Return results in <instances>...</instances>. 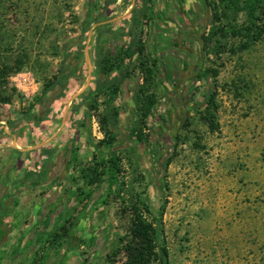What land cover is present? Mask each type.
Instances as JSON below:
<instances>
[{"label":"rangeland","instance_id":"374dc122","mask_svg":"<svg viewBox=\"0 0 264 264\" xmlns=\"http://www.w3.org/2000/svg\"><path fill=\"white\" fill-rule=\"evenodd\" d=\"M208 2L221 16L220 23H211L212 16L206 14L205 31L197 28V37L204 33L210 40L203 55L208 81H196L186 110L166 120L168 130L175 121L167 158L163 157L169 147L155 144L152 136L147 148H139L149 155L134 187L144 192L143 200L154 213L166 202L162 223L169 264H264V34L247 50L232 54L239 39L219 40L213 33L232 20L243 25L245 14L224 9L226 0ZM103 10L100 0H0V97L9 100L11 115L12 107L22 117L28 114L40 102L44 88L56 82L64 61L72 55L80 59L85 48L91 51L94 13ZM80 37L83 44L64 52L66 42ZM189 47L200 48L195 40ZM205 92L214 93L208 112L197 107ZM120 149L121 180L129 182L137 165L123 146ZM96 155L104 159L109 151L101 148ZM101 184L93 192L104 189ZM107 190L106 224L96 222L88 243L80 237L72 249L65 241L53 244L57 250L41 245L36 234L27 239L28 211H20L19 220L9 211L0 228V264H39L44 252L49 253L45 264H106V255L130 223ZM6 192L0 189V200ZM87 229L80 225L75 231L85 235Z\"/></svg>","mask_w":264,"mask_h":264},{"label":"crops","instance_id":"0c3cea01","mask_svg":"<svg viewBox=\"0 0 264 264\" xmlns=\"http://www.w3.org/2000/svg\"><path fill=\"white\" fill-rule=\"evenodd\" d=\"M100 2L104 10L94 13L95 42L90 52L85 48L90 64L85 62V50L80 59L73 58L74 55L66 59L52 88L24 117L14 113L13 107L11 115L9 106L0 105V189L7 190L3 197H8L9 203L18 202L17 208L8 204V212L25 211L26 214L28 211L26 219L31 235L27 239L36 234L35 240L39 243L69 217L75 228L88 227L85 235L79 233L85 243H88L96 222L106 224L103 199L108 191L107 183H102L105 188L93 192L83 203L75 195L77 188L89 189L79 178L81 170L96 158L98 149L94 145L103 138L98 131L97 119L103 113L102 103L107 94L102 92L96 98L98 111H88L85 100L91 94L101 92L104 83H114L116 97L110 105L118 110L117 146L128 148L134 144L128 131L136 120L137 88L142 84V77L136 68V59L124 58L125 52L130 55L131 41L138 37L157 64V82L163 98L153 112L149 126L158 129L159 133L166 128V120L177 115L171 92L179 97L186 84L181 79L182 68L192 62L174 45L178 43L182 49L187 43V49H184L191 56L198 51L197 48L188 49V44L194 41L193 32L203 23V0ZM116 58L119 60L113 65ZM103 60L104 65L106 62L112 64L109 72H103ZM167 92L169 96H166ZM165 96L171 106L166 104ZM16 123L18 129L14 127ZM139 148L141 146L137 147V153L143 156L144 162L146 154L139 152Z\"/></svg>","mask_w":264,"mask_h":264},{"label":"trees","instance_id":"16d2710c","mask_svg":"<svg viewBox=\"0 0 264 264\" xmlns=\"http://www.w3.org/2000/svg\"><path fill=\"white\" fill-rule=\"evenodd\" d=\"M89 5V3H88ZM204 17L212 16L211 23L221 21V16L213 6V3L208 0H203ZM232 7L234 12H241L245 14L246 20L243 25H236L232 20L225 25L218 26L213 35L218 36L219 40L226 39H239V45L231 50L232 54L247 50L251 45L259 42L264 34V0H226L224 9ZM207 24H201L202 30L205 31ZM194 31V30H193ZM197 30L193 32V38L199 44V49L195 54L191 56L190 52L184 48L179 49L180 45L176 43L174 47L180 54L188 56L192 59V62L188 65H184L182 68V80L189 79L192 81V86L196 81H208V72L203 70V55L207 52V45L209 38L207 39L202 33L197 37ZM84 39L82 37L78 39H71L64 47L66 52L69 47L83 44ZM210 41V40H209ZM219 47H225L222 44H218ZM128 55L125 52L126 59H136L137 69L142 77V84L137 88V114L136 120L132 125V128L128 131L130 137L134 139V144L131 147H125L123 150L126 156L132 161L136 162L137 167L131 173V180L125 182L121 180L123 176V170L121 166L122 158L117 148L119 129H118V110L110 105L112 99L116 97L117 89L113 88L114 83H104L105 88L100 92L91 94L85 100V104L88 111H98L99 105L96 104V98L100 93L106 92L107 98L103 101L104 105L103 113H100L97 119L98 131L102 134L103 138L99 140L94 147L96 149L106 148L109 151V155L102 158L94 157V160L87 168L81 170L80 180L84 186H88L89 189L77 188L75 195L80 203L89 199L93 193V189L100 185L103 180H106L108 189L113 192V198L115 201H119L124 214H128L130 217V223L123 236L118 239V245L115 249L106 255V264H169L168 249L164 241L163 223L162 218L165 210L164 202L156 213L149 207L143 200L144 192H138L134 187V184L139 182L140 166L143 161V156L138 155L137 147L143 146L147 148V145L151 139L152 127L149 126V120L152 117L153 112L159 105L160 100L163 98L160 94L159 86L157 82V64L156 61L151 59L147 53L146 46L141 40L136 37L131 41V45L128 48ZM85 56V53H84ZM119 59L114 60L116 65ZM105 61H102L103 72H109L112 68V64L104 65ZM128 75L129 73L126 72ZM125 73V75H126ZM124 78V76H122ZM57 80V79H56ZM46 86L43 90V94L47 93L53 86ZM103 86V87H104ZM111 90V93L108 91ZM203 102L198 104L197 107H205V111L213 107L214 93H203ZM190 100H188V105ZM0 105L10 106V102L7 98L0 97ZM208 124L212 126V122L208 120ZM149 148V147H148ZM173 148V147H172ZM126 149V150H125ZM146 153V151H145ZM149 155V154H146ZM164 163L167 165L168 161ZM124 179V178H123ZM109 198V196H107ZM8 197H3L0 200V228H2L3 221L8 214ZM15 208L18 206L17 201L11 203ZM20 213L15 211V220H19ZM69 217L65 219L56 230L49 232L42 241L41 245L49 244V247L58 249L57 246L65 241L68 248H73L75 243L80 242L79 233L75 231L74 223ZM18 222H16L17 224ZM4 236V235H3ZM2 236V237H3ZM57 243L58 245H53ZM42 247V246H40ZM41 250V248H40ZM38 250V254L40 252ZM49 258V253L44 252L39 258V264H45ZM2 259V252L0 246V261ZM36 259L34 263H36Z\"/></svg>","mask_w":264,"mask_h":264},{"label":"flooded vegetation","instance_id":"af4514ba","mask_svg":"<svg viewBox=\"0 0 264 264\" xmlns=\"http://www.w3.org/2000/svg\"><path fill=\"white\" fill-rule=\"evenodd\" d=\"M186 81L185 88L180 92L179 97L174 94V92H171V96L173 95L172 101L175 102V105L177 106V116H179L182 112L186 110V107L188 105V100L191 95V86H192V81L189 79L184 80ZM176 98V99H175ZM178 98V99H177ZM176 101L178 103H176ZM175 127V121L171 122V129L168 130L166 128H163L161 130V133L158 132V129H154L151 132V135L153 137L154 143L155 144H165V146L169 147L167 149L166 154L164 155V159L168 157L172 147H171V142H170V137H171V132Z\"/></svg>","mask_w":264,"mask_h":264},{"label":"bare ground","instance_id":"6f19581e","mask_svg":"<svg viewBox=\"0 0 264 264\" xmlns=\"http://www.w3.org/2000/svg\"><path fill=\"white\" fill-rule=\"evenodd\" d=\"M84 58H85V62H86V64L87 65H89L90 64V58H89V52H88V50H85V56H84ZM86 82V81H85ZM85 85V84H84ZM84 88H85V86L84 87H82L81 88V90H84ZM82 92V91H81ZM80 94V93H79Z\"/></svg>","mask_w":264,"mask_h":264}]
</instances>
